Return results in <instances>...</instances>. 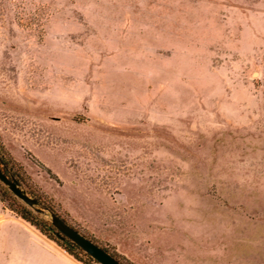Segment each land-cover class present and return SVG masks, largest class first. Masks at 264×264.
I'll return each instance as SVG.
<instances>
[{
  "label": "rangeland",
  "instance_id": "obj_1",
  "mask_svg": "<svg viewBox=\"0 0 264 264\" xmlns=\"http://www.w3.org/2000/svg\"><path fill=\"white\" fill-rule=\"evenodd\" d=\"M0 145L41 216L103 248L179 223L264 264V0H0ZM17 203L0 180V219Z\"/></svg>",
  "mask_w": 264,
  "mask_h": 264
},
{
  "label": "crops",
  "instance_id": "obj_2",
  "mask_svg": "<svg viewBox=\"0 0 264 264\" xmlns=\"http://www.w3.org/2000/svg\"><path fill=\"white\" fill-rule=\"evenodd\" d=\"M4 222L17 224L19 231L14 236L18 247L8 264H83L24 219L10 215L0 219V224ZM125 226L128 225H115L124 232L121 238L107 236L105 240L135 264H219L216 257L203 253L199 242L180 238L183 228L179 223L177 226L129 223L131 229L126 230Z\"/></svg>",
  "mask_w": 264,
  "mask_h": 264
},
{
  "label": "water",
  "instance_id": "obj_3",
  "mask_svg": "<svg viewBox=\"0 0 264 264\" xmlns=\"http://www.w3.org/2000/svg\"><path fill=\"white\" fill-rule=\"evenodd\" d=\"M0 180L8 186L15 196L28 206L34 208L40 213L44 211V209L39 206V201L36 198L29 196L16 180L12 176L6 174L1 168ZM48 211L50 213V221L54 227L90 254L99 264H122L112 253L78 231L57 213L51 209Z\"/></svg>",
  "mask_w": 264,
  "mask_h": 264
},
{
  "label": "trees",
  "instance_id": "obj_4",
  "mask_svg": "<svg viewBox=\"0 0 264 264\" xmlns=\"http://www.w3.org/2000/svg\"><path fill=\"white\" fill-rule=\"evenodd\" d=\"M9 159L6 158V153L2 149L0 145V165H3L5 169L12 171V169L8 165ZM50 172V171H49ZM53 177V173H50ZM13 176L15 180L18 182V175L13 172ZM38 201L40 198L35 196ZM44 203L49 209L53 210L54 212L58 213L54 205L51 203L41 201ZM15 211L17 214L23 218L25 221L29 222L31 225L36 227L42 234L46 235L48 238L54 240L59 246L65 249L69 254L75 257L77 260L81 261L83 264H94L98 263L90 254L84 251L79 245L74 243L71 239L66 237L64 234L59 232L51 221L44 219L41 216V213L33 209L32 207L26 205L25 203H17L14 206ZM92 239V238H91ZM108 251V248L104 247ZM116 250V248H115ZM122 264H125L122 260V257L125 258L124 255L118 253V251H110ZM131 262V261H130Z\"/></svg>",
  "mask_w": 264,
  "mask_h": 264
}]
</instances>
